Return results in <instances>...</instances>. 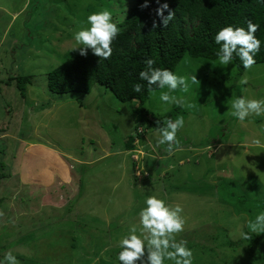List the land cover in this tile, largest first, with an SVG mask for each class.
<instances>
[{
  "label": "rangeland",
  "instance_id": "374dc122",
  "mask_svg": "<svg viewBox=\"0 0 264 264\" xmlns=\"http://www.w3.org/2000/svg\"><path fill=\"white\" fill-rule=\"evenodd\" d=\"M133 4L0 0V255L11 250L23 264H119L118 240L144 197L158 195L183 207L176 239L188 241L193 264H264V233L241 237L245 221L264 211V147L252 143L264 144V117L242 124L229 114L234 97H264V63L239 74L233 63L179 62L175 73L189 78V90L172 94L192 106H164L160 90L143 103L160 122L184 117L173 155L155 148L156 129L145 125L126 151L138 102L120 103L98 85L87 95L49 91L48 74L79 53L72 34L87 16L107 8L118 24ZM26 77L22 90L17 79ZM221 183L233 188L227 199Z\"/></svg>",
  "mask_w": 264,
  "mask_h": 264
},
{
  "label": "trees",
  "instance_id": "16d2710c",
  "mask_svg": "<svg viewBox=\"0 0 264 264\" xmlns=\"http://www.w3.org/2000/svg\"><path fill=\"white\" fill-rule=\"evenodd\" d=\"M165 4L168 7L163 15H158L157 10ZM125 12L118 22L121 32L113 42V53L108 60L93 55L91 50L87 56L76 53L48 74L47 83L54 94L87 95L98 85L108 89L120 103L138 102L132 113L135 137L126 138V151L134 150L133 143L142 137L138 129H147L144 125L156 129L160 122L143 108L151 92L147 90V82L138 79V74L146 67L147 59L155 60L154 67L173 72L184 57L217 60L216 32L229 24L246 28L249 20L260 25L256 35L264 42V4L258 0H134L133 6ZM169 13H174V18L165 26L163 19ZM255 59L254 65L264 63V43ZM233 64L239 74L244 72L238 57ZM28 80V77L17 79L20 89L23 90ZM137 82L145 85L140 93L133 91ZM170 115L165 114L164 119ZM5 177L0 174V180ZM178 188L173 191L178 192ZM232 189L230 184L221 183L222 197L227 199Z\"/></svg>",
  "mask_w": 264,
  "mask_h": 264
},
{
  "label": "clouds",
  "instance_id": "9594fccd",
  "mask_svg": "<svg viewBox=\"0 0 264 264\" xmlns=\"http://www.w3.org/2000/svg\"><path fill=\"white\" fill-rule=\"evenodd\" d=\"M258 2L264 4V0ZM167 7V4L163 5V8L157 10V14L163 15V10ZM173 18L174 13H169L163 19V24L167 26ZM85 24L86 26L80 27L72 34L77 45L73 50L78 49L81 56H87L91 50L93 55L108 60L113 53V42L121 32L117 22L113 20L112 12L107 8L92 12L87 16ZM246 24V28L229 24L216 32L214 42L219 45L216 51L219 66H228L237 57L245 70L251 69L256 63L255 57L264 43L256 35L260 25L250 20ZM154 64L155 60L147 59L146 67L138 74L140 81L147 82V90L155 93L156 89H159V101L164 106L191 107V104L185 103L183 97L172 94L177 90L188 92L189 78L167 68L154 67ZM190 79L193 85L199 83L194 75ZM239 83L242 86L248 85L246 72L241 75ZM144 87V84L137 82L133 85V91L140 93ZM229 114L242 124L250 116L264 117V97L252 99L245 95L234 97L231 100ZM158 124L155 148L165 146L164 151L173 155L179 145L177 133L185 126L184 117L178 116L174 120L165 118ZM252 143L264 147L260 139H254ZM183 211V207L178 203L172 205L158 195H146L143 199V207L138 212L137 221L130 225L128 231L122 234L117 242L119 264H137L138 261L139 264H166V262L193 264V251L188 247V241L176 239L177 234L185 230L186 221L182 215ZM245 226L248 232H241L243 239H249L250 233H264V211L258 213L254 219L246 220ZM0 264H23V262L9 250L0 255Z\"/></svg>",
  "mask_w": 264,
  "mask_h": 264
},
{
  "label": "crops",
  "instance_id": "0c3cea01",
  "mask_svg": "<svg viewBox=\"0 0 264 264\" xmlns=\"http://www.w3.org/2000/svg\"><path fill=\"white\" fill-rule=\"evenodd\" d=\"M176 151H179V150H176Z\"/></svg>",
  "mask_w": 264,
  "mask_h": 264
}]
</instances>
